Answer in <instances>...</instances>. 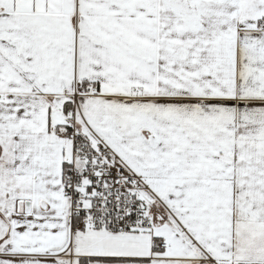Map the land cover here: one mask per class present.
Listing matches in <instances>:
<instances>
[{
    "label": "snow or ice",
    "instance_id": "6c2138e0",
    "mask_svg": "<svg viewBox=\"0 0 264 264\" xmlns=\"http://www.w3.org/2000/svg\"><path fill=\"white\" fill-rule=\"evenodd\" d=\"M0 264H264V0H0Z\"/></svg>",
    "mask_w": 264,
    "mask_h": 264
}]
</instances>
